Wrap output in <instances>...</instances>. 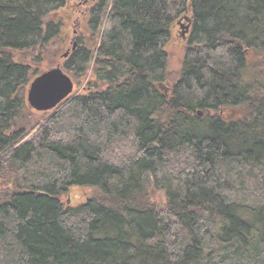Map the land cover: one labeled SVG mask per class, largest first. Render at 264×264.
<instances>
[{"label": "trees", "instance_id": "16d2710c", "mask_svg": "<svg viewBox=\"0 0 264 264\" xmlns=\"http://www.w3.org/2000/svg\"><path fill=\"white\" fill-rule=\"evenodd\" d=\"M102 2L38 117L63 2L0 0V264H264V0Z\"/></svg>", "mask_w": 264, "mask_h": 264}, {"label": "rangeland", "instance_id": "374dc122", "mask_svg": "<svg viewBox=\"0 0 264 264\" xmlns=\"http://www.w3.org/2000/svg\"><path fill=\"white\" fill-rule=\"evenodd\" d=\"M70 5V6H69ZM69 5L66 8L59 9L55 11L52 16L54 18L60 17L63 21V24L65 25V30L60 36V38L56 40H52L50 44L48 45V50L44 55H40L39 53H31L27 52L28 58L26 57V60L31 64L32 71L36 72V75L33 77V79L42 73L43 71L56 67L57 65L63 66L64 60H66L68 57H64V54L66 53L67 49L70 48V46L73 44L74 36L79 35L80 33L87 34L91 37V31L88 27V20L80 21L78 20L80 16V11L78 9V4L76 0H70ZM188 21L186 19H180L177 26V35L176 39L170 46V68L172 71L177 72L181 69L182 59H183V48L184 43L180 42L181 38L184 40L188 36V32L190 28H187ZM76 30V35H75ZM93 36V35H92ZM182 36V37H181ZM93 38V37H92ZM94 41L95 38H94ZM36 57L35 59H33ZM38 57V58H37ZM63 68V67H62ZM71 76V75H70ZM32 79V80H33ZM73 79V78H72ZM74 81V91L72 92V95L75 93H83V86L85 84L84 81H78L76 79H73ZM86 81V80H85ZM31 83V82H30ZM30 85V84H29ZM29 88V87H28ZM164 89V88H163ZM28 92V90H27ZM33 110L34 116L38 115V117L41 116H49L54 110L49 112H36V110ZM43 114V115H42ZM156 194V197L159 199L163 198L162 192H153ZM72 200H76L75 197L72 196ZM69 202V199H68Z\"/></svg>", "mask_w": 264, "mask_h": 264}, {"label": "water", "instance_id": "95a60500", "mask_svg": "<svg viewBox=\"0 0 264 264\" xmlns=\"http://www.w3.org/2000/svg\"><path fill=\"white\" fill-rule=\"evenodd\" d=\"M191 27L192 20L186 16ZM68 56V52L65 53ZM161 87L167 90V86L161 83ZM74 91V81L61 65L49 68L37 75L30 83L27 92L29 106L39 112H46L56 108L63 100Z\"/></svg>", "mask_w": 264, "mask_h": 264}, {"label": "flooded vegetation", "instance_id": "af4514ba", "mask_svg": "<svg viewBox=\"0 0 264 264\" xmlns=\"http://www.w3.org/2000/svg\"><path fill=\"white\" fill-rule=\"evenodd\" d=\"M69 1L70 0H62L63 2V6L60 7L59 9H63V8H66L68 5H69ZM77 1V4H78V9L80 11V16L78 18V20L80 21H86L88 20V27L91 31V37L88 36L87 34H84V33H80L79 35L77 36H74V41H73V44L70 46V48L67 49L66 52H68V57L71 55L72 52H74L78 46L80 45L79 44V39L80 38H83V44L84 42H92L94 41V38L95 40L97 39V34L96 32H94L92 30V23L94 21V16L96 15V12L97 11V7L99 8L100 5H104L105 3L102 2V0H76ZM70 6V5H69ZM58 9V10H59ZM63 24V23H62ZM64 25V24H63ZM75 35H76V30H75ZM93 37V38H92ZM95 42V41H94Z\"/></svg>", "mask_w": 264, "mask_h": 264}]
</instances>
